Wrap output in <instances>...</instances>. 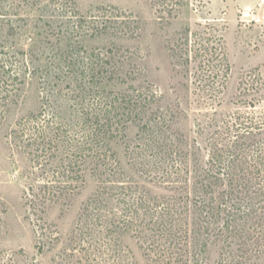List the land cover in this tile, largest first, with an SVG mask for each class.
<instances>
[{"label": "rangeland", "instance_id": "1", "mask_svg": "<svg viewBox=\"0 0 264 264\" xmlns=\"http://www.w3.org/2000/svg\"><path fill=\"white\" fill-rule=\"evenodd\" d=\"M70 2L86 18L105 9L134 22L132 38H94L83 48L72 47L73 58L113 50L127 73V84L118 89L126 91L130 79L139 78L135 85L155 91L160 106L180 112L175 128L205 156L210 139L227 124L252 119L257 126L264 116V0H193L174 19L160 13L154 0H0V66H5L0 77V264H149L131 233L110 235L93 221L96 214L87 217L85 206L96 190L89 173L84 189L51 203L45 214L26 205L35 176L20 144V120L40 110L45 118L58 112L66 117L73 103L75 83L66 77L67 62L55 46L60 43L56 32L64 30L60 22L71 12L64 5ZM186 28L194 58L187 63L175 50ZM31 38L42 39L35 50ZM59 46L66 47V41ZM200 46L205 51L194 52ZM32 66L40 69L31 77ZM62 71L66 74L59 75ZM135 135L130 128L125 142L113 146L123 162V148L136 144ZM66 147L58 160L69 152ZM187 242L188 264H220L235 250L229 240ZM251 262L264 264V255Z\"/></svg>", "mask_w": 264, "mask_h": 264}, {"label": "trees", "instance_id": "2", "mask_svg": "<svg viewBox=\"0 0 264 264\" xmlns=\"http://www.w3.org/2000/svg\"><path fill=\"white\" fill-rule=\"evenodd\" d=\"M192 1L154 0V6L174 19ZM64 6L71 12L60 22L64 30L56 32V38L67 46H55L67 62V74L59 75L75 83L73 103L66 117L58 112L45 118L40 110L20 120V144L35 176L26 205L45 214L51 203L70 200L84 189L89 173L96 190L87 200V217L96 214L93 221L110 235L131 233L142 243L149 264H188L187 240L199 239L229 240L235 247L220 264H256L252 258L264 255V116L257 126L252 119L227 124L210 139L204 156L175 128L180 112L160 106L155 91L135 85L139 78H131L126 91L118 89L127 84V73L113 50L73 58L72 47L83 48L94 38H132L134 22L105 9L86 18L72 2ZM188 35L186 28L175 47L186 63L191 58ZM40 40L31 38L32 50ZM205 49L200 46L194 52ZM4 69L0 66V77ZM38 69L32 66L31 77ZM130 128L136 129V144L124 146L123 162L113 146L125 142ZM66 145L69 152L58 160Z\"/></svg>", "mask_w": 264, "mask_h": 264}]
</instances>
